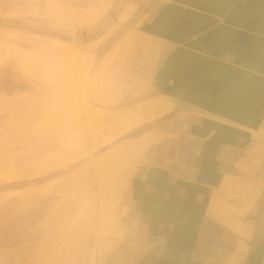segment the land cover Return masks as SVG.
Wrapping results in <instances>:
<instances>
[{"label":"rangeland","instance_id":"obj_1","mask_svg":"<svg viewBox=\"0 0 264 264\" xmlns=\"http://www.w3.org/2000/svg\"><path fill=\"white\" fill-rule=\"evenodd\" d=\"M163 1L0 0V264L141 263L148 236L132 181L172 158L179 122L110 75L141 65L142 26ZM146 129L157 132L137 136ZM253 133L247 160L263 161L264 127ZM259 191L236 188L237 210ZM231 225L247 235L248 225Z\"/></svg>","mask_w":264,"mask_h":264},{"label":"crops","instance_id":"obj_2","mask_svg":"<svg viewBox=\"0 0 264 264\" xmlns=\"http://www.w3.org/2000/svg\"><path fill=\"white\" fill-rule=\"evenodd\" d=\"M144 23L148 54L111 84L168 104L179 142L132 181L148 236L140 264H264V160H247L264 127V0H164ZM259 187L239 212L236 188Z\"/></svg>","mask_w":264,"mask_h":264},{"label":"bare ground","instance_id":"obj_3","mask_svg":"<svg viewBox=\"0 0 264 264\" xmlns=\"http://www.w3.org/2000/svg\"><path fill=\"white\" fill-rule=\"evenodd\" d=\"M73 124H74V123H73ZM69 128H70V127H69ZM87 130H88V129H87ZM92 130H93V129H92ZM94 130H95V128H94ZM94 130H93V131L90 130V131L94 133V132H95ZM85 131H86V130H85ZM87 132H88V131H87ZM76 134H77V132H76ZM76 134H75V135H76ZM84 134H85V133H84ZM86 134H87V133H86ZM86 134H85V135H86ZM88 134H89V133H88ZM73 136H74V135H73ZM83 136H84V135H83ZM81 137H82V136H81ZM85 137H86V136H85ZM253 137H254V138H258V137H259V134H258V133H253ZM75 139H76V138H75ZM73 140H74V138H73ZM76 140H77V139H76ZM76 140H75V141H76ZM71 141H72V140H71ZM72 142H73V141H72ZM68 143H69V141H68ZM69 144H70V143H69ZM95 147H96V146H95ZM110 154H111V153H110ZM32 158H33V157H32ZM76 158H77V157H76ZM90 163H91V162H90ZM91 164H94V163L92 162ZM91 164H90V165H91ZM238 164H239V163H238ZM240 164H241V163H240ZM95 165H96V164H95ZM86 166H87V168H88L87 170H86V168H85V170H86V172H87V171L91 168V166H90V167H88L89 165H86ZM86 166H85V167H86ZM40 168H41V167H40ZM93 168H94V167H93ZM96 168H97V166L95 167V169H96ZM95 169H94V170H95ZM41 170H42V169H40V171H41ZM83 170H84V169H83ZM83 170H81V171H83ZM94 170H93V171H94ZM97 170H99V168H97ZM8 171H9V170H8ZM38 171H39V170H38ZM43 171H45L44 168H43ZM43 171L40 172V173H43ZM75 171H76V170H75ZM99 171L101 172V170H99ZM99 171H98V172H99ZM76 172H77V171H76ZM76 172H75V173H76ZM86 172L83 171L82 173H85V174H86ZM95 172H96V171H94V173H95ZM98 172H97V173H98ZM23 173H24V172H23ZM36 173L38 174V172H36ZM40 173H39V174H40ZM88 173L90 174L91 172H88ZM92 173H93V172H92ZM97 173H96V175H97ZM73 174H74V173H73ZM99 174H100V173H99ZM19 175H20V174H17L16 176H19ZM77 175H78V173H77ZM74 176H75V174H74ZM89 176H91V175H89ZM98 176L100 177V175H98ZM76 177H77V176H76ZM93 177L95 178V176H93ZM69 178H70V177H69ZM71 178H72V177H71ZM89 178H90V177H89ZM96 178H97V177H96ZM102 178H103V177H102ZM2 179H3V177H0V180H2ZM4 179H5V178H4ZM72 179H75V177L72 178ZM93 180H94V179H93ZM103 181H104V180H103ZM0 182H1V181H0ZM88 182H90V183H95V182H91V181H88ZM90 183H89V184H90ZM105 183H106V182H105ZM107 184H108V183H107ZM100 185H101L100 190H102L104 187H106V189H108V187H109V186H104L105 184H104L103 182L100 183ZM92 186H93V185H92ZM95 186H96V185H95ZM95 186H94V187H95ZM96 187H97V186H96ZM104 189H105V188H104ZM104 189H103V190H104ZM97 190H98V189H97ZM103 190H102L101 192H103ZM104 191H105V190H104ZM105 192H106V191H105ZM97 193H98V192H97ZM257 193H258V192H257ZM257 193H255L254 195H256ZM213 196H215V195H213ZM237 196H238V199H239V200L244 199V200L246 201L247 198H248L247 192L245 193V191H243V190H240V191L238 192ZM215 198H217V196H216V197H213V199H215ZM215 200H216V199H215Z\"/></svg>","mask_w":264,"mask_h":264},{"label":"water","instance_id":"obj_4","mask_svg":"<svg viewBox=\"0 0 264 264\" xmlns=\"http://www.w3.org/2000/svg\"><path fill=\"white\" fill-rule=\"evenodd\" d=\"M256 255H254L248 262V264H251L253 262V260L255 259Z\"/></svg>","mask_w":264,"mask_h":264}]
</instances>
